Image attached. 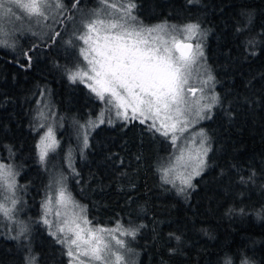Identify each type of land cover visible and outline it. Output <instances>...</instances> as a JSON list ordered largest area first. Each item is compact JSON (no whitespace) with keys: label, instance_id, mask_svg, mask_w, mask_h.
Returning <instances> with one entry per match:
<instances>
[{"label":"trees","instance_id":"16d2710c","mask_svg":"<svg viewBox=\"0 0 264 264\" xmlns=\"http://www.w3.org/2000/svg\"><path fill=\"white\" fill-rule=\"evenodd\" d=\"M137 1L136 23L182 20L202 27L219 94L202 124L210 142L207 169L188 196L179 195L159 170L171 141L139 120L99 127L80 155L79 127L103 104L84 83L68 79L65 70L78 61L57 54L59 38L28 48L30 62L0 48V155L18 166L23 204L32 207L25 215L31 229L23 235L0 222V264H70L67 249L40 219L51 175L38 157L44 88L63 117L78 118L76 147H67L74 144L68 117L59 131V152L76 154L71 193L94 224L120 222L136 231L138 264H264V0ZM71 41L63 51L77 55L79 42Z\"/></svg>","mask_w":264,"mask_h":264},{"label":"snow or ice","instance_id":"6c2138e0","mask_svg":"<svg viewBox=\"0 0 264 264\" xmlns=\"http://www.w3.org/2000/svg\"><path fill=\"white\" fill-rule=\"evenodd\" d=\"M9 5H14L16 9L21 10L28 17L36 16L47 19L45 9L49 7L46 0H7ZM81 0H72L71 9H78ZM101 4L107 5L108 0H100ZM115 8L116 5H111ZM55 8L58 11H68L62 0H55ZM136 8L134 0L123 8L124 16L119 18L103 19L98 11H93L85 22H83V32L75 37L77 41L82 42L79 46V56L86 61V66L66 69L68 79L76 83L86 84L87 88L97 99L116 109L117 117L124 121L139 120L140 123H148V127L164 137H170L175 144L184 133L189 130L192 123L190 117L193 115V104L197 120L210 118V112L218 97L211 96L210 102L201 104L200 101L206 99L201 95L195 101H190L189 96H194L198 91L203 93V88H197L190 85L192 78V67L200 58L204 56L202 45L193 44L191 41L199 30V25L188 24L182 29L184 39L171 35L167 31L168 26L158 24L153 27H136L129 21L135 22L137 18L132 15ZM0 11L5 16H15L13 7H5L4 0H0ZM127 17L128 19H125ZM18 18V17H17ZM175 30V26H172ZM155 33L156 35H152ZM165 34L169 36L165 38ZM61 36L59 31L52 33L50 39L53 43ZM11 33L0 23V46L14 47L9 43ZM150 37V39H149ZM71 45L72 41H66ZM86 46V47H85ZM178 53V55H177ZM26 59L30 62L32 57L28 52L24 53ZM214 80L212 75L207 79L201 80L200 83L208 85ZM43 115V113H41ZM104 113L101 112L98 122L89 120L86 125H80L83 135V147L89 146L88 131L94 129L105 121ZM111 122V121H109ZM40 127H44L43 124ZM204 137V133H199ZM59 147V141L49 126L46 132L41 136L38 145V157L41 164H44L50 152H55ZM209 148L202 142L195 154L189 152L187 159L182 152L177 157V165L183 163L185 167H191V172L184 176L178 174L181 184L187 187H193L191 181L194 176H199L206 163V157ZM191 162V163H189ZM167 169L165 181L167 180ZM0 177L7 182L9 191L15 193L16 178L10 166L0 163ZM9 178L10 182H9ZM61 177L57 180L60 185L56 194V203L61 206L74 204L71 193L68 191L64 180ZM184 191L183 188L180 189ZM18 203L17 199H12V207H5L0 204V213H3L9 220L13 219L12 213ZM75 207L80 212H86V208L78 204ZM53 210L52 196H47L43 203L42 223L52 226L53 222L48 216ZM57 216L61 213L57 212ZM79 220L84 225L90 221L86 216L73 215L70 219L63 222V226L57 225L56 231L52 232L53 236L63 233V237H58V242L67 245V255L73 259V264H86L81 257H88L91 260L102 261L107 264L105 256L102 255L107 245L103 243V238L97 235L98 232L110 231L106 229H93L81 227ZM27 231L26 226L20 227V235ZM125 236L136 235L135 230L120 229ZM74 235V239H69L68 234ZM87 234V238H85ZM16 238H19L16 237ZM116 243L124 246L123 240H116ZM73 246L76 251L74 252ZM117 260L123 259L117 256ZM230 264V262H229Z\"/></svg>","mask_w":264,"mask_h":264},{"label":"rangeland","instance_id":"374dc122","mask_svg":"<svg viewBox=\"0 0 264 264\" xmlns=\"http://www.w3.org/2000/svg\"><path fill=\"white\" fill-rule=\"evenodd\" d=\"M98 1V3H97ZM47 4L49 5L48 8L45 9V15L47 16V19H44L43 17H28L27 15L23 14L21 10H18L15 8L14 5H9L7 3V0H4L5 7H13V12L15 13V16H5L2 11H0V23L3 24V26L11 33V37L9 39V43L13 44L14 47H4L0 46L1 49H3L5 52H8L10 54H15L16 56H25L24 53L27 51L29 55H31L32 50H28V48L33 47L36 42L45 43L50 39L52 36V33L55 31H59L61 36L59 37V40H61V45L55 44V49L57 51V54L63 59L68 60H74L77 62V66L74 65V67H85L86 61L82 60V57L79 56V52L77 49V55L69 54L68 51H63L64 45L66 41L72 40L78 35H81L83 32V22H85L90 16H92L93 11H98L100 13V17L103 19L108 18H119L121 16H124L123 8L129 3V0H108V4L104 5L100 3V0H85V4L89 2V6H85V9L83 10L81 7H78V9H71V5L68 4V0H62V3L65 5V9H68V11H58L55 8V0H46ZM134 3L136 4V8L133 11L137 10L138 7V1L134 0ZM116 5L115 8H112L111 5ZM70 14V15H69ZM181 16V14H180ZM18 17V18H17ZM68 17V18H67ZM125 19H128L125 17ZM183 22V23H181ZM158 24H165L168 26L167 31L171 33V35H176L178 38L184 39V35L182 34V29L188 25V24H197L199 25V30L196 36L192 39L191 42L200 43L202 45V50L204 53V56L200 58V60L197 61L196 64L192 67V78L190 79V85L197 88H203V93L197 92L194 96H189L190 101H195L198 99L201 95H204L206 99L201 100V104H207L210 102V97L215 95L218 97L219 101V94L217 90V81L216 77L212 71V69L209 67L207 60H206V51L204 47V34L202 31V27L200 24L196 22H168V21H157V22H148V24H143L145 26L148 25V27H153ZM142 25V26H143ZM175 26V30L172 29V26ZM136 27L141 26V24L134 25ZM153 36L156 35L155 33L152 34ZM165 38L168 39L169 36L165 34ZM150 39V37H149ZM79 42V46H83L82 42ZM78 46V48H79ZM63 47V48H62ZM86 47V46H85ZM66 50V49H65ZM69 54V55H68ZM178 55V53H177ZM76 56V58H75ZM43 57H41V60ZM44 60H46L44 56ZM67 60V61H68ZM73 69V68H72ZM75 70V69H73ZM212 75L214 77V80L211 81L208 85H203L200 83L201 80L207 79L208 75ZM86 85V84H85ZM52 91L50 89H43V92L40 95L39 100V112H38V121L39 126L41 124L44 125V127H41V136L46 132L47 128L51 126L53 128V131L56 135L57 140L59 141V145L61 142V139L63 140V136L61 138L59 137V131L61 128L65 126V119L66 117L69 118L70 121V127L71 130H69V139L68 140H74V144L71 143L67 147H73L77 146L75 140L79 139L77 137V126H73V124L77 121V117L73 116H66L63 117L61 113L58 112L55 101L50 100L49 94L52 95ZM218 103V102H217ZM217 103L214 104L211 111L214 110ZM102 106L95 114V116L89 115L86 117L85 121L81 123L83 120H81L79 123L82 125H86L89 120L98 122V118L101 112L104 113L103 119L104 123L100 124L98 127L94 129H89L88 131V142L89 138L92 135V133L97 130L99 127L105 126V125H114L116 121L123 120L120 117H117L116 115V109L113 108L110 105H107L106 103L102 102ZM195 112V104H193V115L190 117L192 123L189 126V130L183 134V136L180 137V139L173 144L170 137H164L166 140H170L172 143V151L170 152V155L167 159L163 160L159 164V170L162 174V177L165 179V173L167 169H172V171L167 172V180L172 182H167L172 185V187L175 188L177 193L179 195H189V192L195 187L196 185V179L202 175V173L207 169L208 167V156L209 152L206 157V163L203 167V170L201 171V174L199 176H194L191 183L193 187L189 188L186 185L181 184L180 179L177 178L178 174L182 173L184 176H187L191 172V167H185L183 163L180 165H177V157L181 155L183 152L185 155V159H187V155L189 152H192V154H195V151L199 149L201 143H204L205 147H208L210 149V142L207 131L204 129L203 125L205 122V119L197 120L196 116L194 115ZM43 113V115H41ZM211 113V112H210ZM108 116H110V120H108ZM80 120V118H79ZM111 121V122H109ZM79 129H81L79 127ZM204 133V137H201L199 135L200 132ZM79 135V133H78ZM82 135V130H81ZM41 136L39 138V141L41 139ZM83 144V135H82V141L80 139L79 145ZM168 143H163L164 149L167 147ZM39 145V143H38ZM83 147V145H82ZM80 155L84 153L86 148L80 149ZM76 154L74 150L67 151L66 153L59 152V147L56 149L55 152H50L49 156L44 163L46 166H49L50 168V178L48 183V188L45 193L44 200L41 203V216L40 219L43 218V203L47 196H52L53 199V210L52 213L48 216V219H50L53 224L51 227H48L49 232L52 233L56 231L57 225L63 226V222L65 220L70 219L73 215H80V216H86L87 219L90 221L88 225H84L82 220H79L78 223H80L81 227H88L93 229V231L97 229H106L110 231H104V232H98L97 235L103 238V243L107 245V248H105L102 255L105 256V260L107 264H138V254L136 248L132 245V240L134 237L132 236H125L122 234V231H116L117 228L120 229H130L126 226H124L122 223H116L114 226H103L98 224H94L87 212H80V209L75 207L74 204H78L80 206L85 207L82 203H80L71 193L70 186H69V176L72 173L76 172ZM0 163H3L5 165L10 166L12 172L15 174L16 178V190L15 193L9 191L7 187V182L4 180V178L0 177V204H3L5 207L11 208V200L17 199L18 203L12 213L13 219L9 220L6 216L3 215V213H0V219H1V225L3 229L6 231H18L20 233V227L23 225L28 228L30 220L26 218V213L32 211V207H26L23 204V195L25 192V188L19 181V168L18 166L13 163L12 161H6L3 159L0 155ZM191 163V162H189ZM61 177H65L64 183L68 189V191L72 195V199L74 201V204H68L67 206H61L56 203V194L58 192V189L60 185L57 183V180H59ZM9 178V182H10ZM183 188L184 191H181L180 189ZM27 191V190H26ZM86 208V207H85ZM60 212L61 215L57 216L56 213ZM3 219H2V217ZM31 228L29 227V230ZM131 230V229H130ZM63 233H59L58 236H54L56 238L63 237ZM69 239H74V235L69 233L68 234ZM87 238V234L85 236ZM123 240L124 246H121L116 243V240ZM65 248L67 249V245L63 244ZM68 250V249H67ZM74 252L76 251L75 246H73ZM122 257L123 259L117 260L116 257ZM70 258V264H73V259ZM82 260L86 261V264H104L102 261H95L91 260L88 257H81ZM246 264H254L252 262L246 263Z\"/></svg>","mask_w":264,"mask_h":264},{"label":"flooded vegetation","instance_id":"af4514ba","mask_svg":"<svg viewBox=\"0 0 264 264\" xmlns=\"http://www.w3.org/2000/svg\"><path fill=\"white\" fill-rule=\"evenodd\" d=\"M135 12V11H134ZM129 23H131V24H133V25H136V24H140V23H136V22H132V21H129ZM145 24H148V23H145ZM141 25H143V24H141ZM144 27H148V25L147 26H145V25H143ZM108 118H110V117H108Z\"/></svg>","mask_w":264,"mask_h":264},{"label":"water","instance_id":"95a60500","mask_svg":"<svg viewBox=\"0 0 264 264\" xmlns=\"http://www.w3.org/2000/svg\"><path fill=\"white\" fill-rule=\"evenodd\" d=\"M193 43V42H192ZM194 44V43H193Z\"/></svg>","mask_w":264,"mask_h":264}]
</instances>
